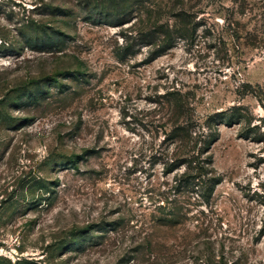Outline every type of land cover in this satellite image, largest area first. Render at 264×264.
Wrapping results in <instances>:
<instances>
[{
	"label": "rangeland",
	"instance_id": "rangeland-1",
	"mask_svg": "<svg viewBox=\"0 0 264 264\" xmlns=\"http://www.w3.org/2000/svg\"><path fill=\"white\" fill-rule=\"evenodd\" d=\"M0 264H264V0H0Z\"/></svg>",
	"mask_w": 264,
	"mask_h": 264
},
{
	"label": "trees",
	"instance_id": "trees-1",
	"mask_svg": "<svg viewBox=\"0 0 264 264\" xmlns=\"http://www.w3.org/2000/svg\"><path fill=\"white\" fill-rule=\"evenodd\" d=\"M161 52H159L158 54H160ZM230 116H232V114H230L229 116H228V119L230 118ZM217 183V180H213V182H211L210 183V186L208 187V189H207V193L209 194V193H211L212 191H213V187H214V185Z\"/></svg>",
	"mask_w": 264,
	"mask_h": 264
}]
</instances>
